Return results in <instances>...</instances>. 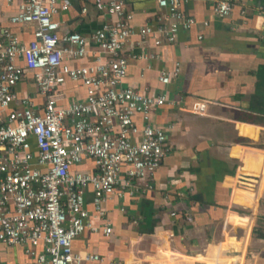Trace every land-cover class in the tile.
I'll return each mask as SVG.
<instances>
[{"label": "crops", "instance_id": "crops-1", "mask_svg": "<svg viewBox=\"0 0 264 264\" xmlns=\"http://www.w3.org/2000/svg\"><path fill=\"white\" fill-rule=\"evenodd\" d=\"M215 1H186L184 10L197 24L190 32H180L175 43L155 47L151 40L140 44L134 35L124 50L129 60L125 87L144 95L165 91L183 101L180 107L155 108L150 115L151 124L166 131L170 147L152 188L141 182L135 196L110 200L104 218L94 209L92 189H87L85 207L97 230H85L72 246L77 253L102 259L88 264H264V238L255 233H264V116L250 111L264 78V0H234L230 17L224 19L214 16ZM70 3L60 17L68 31L88 36L107 21L93 0ZM127 11L133 14L136 32L157 27L163 12L156 0H133ZM16 12L15 5L0 0V29L27 44L34 26L11 24ZM148 53L156 58H132ZM89 62L86 58L72 64ZM176 64L179 76L163 86L159 72ZM17 95L30 97L40 110L42 99L30 73ZM85 97V88L70 80L57 94L60 106ZM197 103L204 104L203 112L196 111ZM136 121L142 127V117ZM75 169L95 170L90 160ZM106 226L112 228L110 235L104 234ZM42 251L39 246L37 253ZM0 261L36 264L18 246L1 245Z\"/></svg>", "mask_w": 264, "mask_h": 264}, {"label": "built area", "instance_id": "built-area-1", "mask_svg": "<svg viewBox=\"0 0 264 264\" xmlns=\"http://www.w3.org/2000/svg\"><path fill=\"white\" fill-rule=\"evenodd\" d=\"M131 1L93 0L107 21L87 36L68 31L60 19L70 0H5L17 8L9 22L33 25L34 31L33 40L25 44L10 30L0 29V246L23 247L36 264L101 261L72 246L85 230H97L85 207L87 189H92L94 209L104 218L110 200L135 196L141 182L152 188L150 182L170 151L166 131L153 126L150 115L155 108L180 107L183 99L125 87L129 60L124 50L134 35L140 44H173L197 21L184 10L187 0H156L163 10L159 25L136 32L133 14L127 11ZM233 8L234 0H216L213 14L228 18ZM87 12L83 7L82 13ZM141 57L156 55L132 56ZM86 58L88 64H72ZM28 73L42 99L39 111L30 97L17 95ZM179 74L176 64L171 71L161 70L158 80L167 86ZM67 80L79 82L86 97L60 106L57 94ZM204 110L203 103L196 104L197 112ZM85 160L94 164V171L75 169ZM111 233L106 226L104 234Z\"/></svg>", "mask_w": 264, "mask_h": 264}, {"label": "trees", "instance_id": "trees-1", "mask_svg": "<svg viewBox=\"0 0 264 264\" xmlns=\"http://www.w3.org/2000/svg\"><path fill=\"white\" fill-rule=\"evenodd\" d=\"M250 111L264 116V78L257 88L256 97L251 100ZM255 233L264 238V233H260L258 230Z\"/></svg>", "mask_w": 264, "mask_h": 264}, {"label": "rangeland", "instance_id": "rangeland-1", "mask_svg": "<svg viewBox=\"0 0 264 264\" xmlns=\"http://www.w3.org/2000/svg\"><path fill=\"white\" fill-rule=\"evenodd\" d=\"M262 221H263V220H261V223H259V224L263 225ZM263 222H264V221H263Z\"/></svg>", "mask_w": 264, "mask_h": 264}]
</instances>
